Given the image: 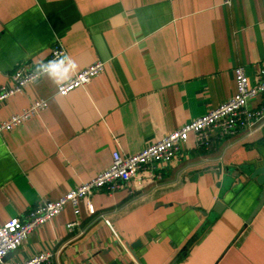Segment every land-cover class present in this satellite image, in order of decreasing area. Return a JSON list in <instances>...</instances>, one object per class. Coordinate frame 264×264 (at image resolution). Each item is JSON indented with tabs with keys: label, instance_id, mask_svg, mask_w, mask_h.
<instances>
[{
	"label": "crops",
	"instance_id": "1",
	"mask_svg": "<svg viewBox=\"0 0 264 264\" xmlns=\"http://www.w3.org/2000/svg\"><path fill=\"white\" fill-rule=\"evenodd\" d=\"M55 42L76 67L66 60L0 104L2 123L47 102L0 135V225L90 181L114 152L138 154L227 102L235 68L254 85L264 0H0V88ZM96 62L104 69L85 87L57 93ZM210 135L208 147L189 135L155 176L94 194L93 214L85 201L77 212L68 204L4 264L47 252L51 264H264V204L247 223L261 193L249 174L264 162V122Z\"/></svg>",
	"mask_w": 264,
	"mask_h": 264
},
{
	"label": "built area",
	"instance_id": "2",
	"mask_svg": "<svg viewBox=\"0 0 264 264\" xmlns=\"http://www.w3.org/2000/svg\"><path fill=\"white\" fill-rule=\"evenodd\" d=\"M233 0H223V5L230 7ZM66 54L55 42L47 59L37 65H22L10 76V84L0 88V104L14 94L21 93L23 88L32 82L37 81L50 69H42L40 65H47L49 61H56L58 65ZM66 60H63L65 62ZM104 69V63L96 62L90 67L74 74L67 82L57 86V93L61 96L67 95L70 91L85 87L92 78L97 76ZM236 92L234 96L224 104L220 105L207 114L192 120L174 132L165 136L156 143L149 144L138 154L124 156L119 152L112 154V162L109 168L97 174L90 181L77 186L67 192L62 198L55 201L42 200L30 210L23 218H13L0 225V264L12 252H15L26 238L37 228L51 221L59 215L62 210L70 204L77 212L80 201L88 204L90 214L93 209L90 206L91 197L98 192L114 193L125 187L140 173L148 172L155 176L161 166L169 164L179 152L181 145L187 141L189 135H193L198 145L208 147L211 140V132H217L222 137L233 134L238 129H252L264 122V68L260 70L257 81L249 85L247 76L242 67L233 71ZM63 85V87H61ZM261 97V104L255 109L248 108V102ZM47 102L39 100L32 102L29 107L0 123V135L10 132L21 126L30 117L38 114L46 108ZM77 223L68 224L70 232ZM53 254L41 253L23 262L11 264H51Z\"/></svg>",
	"mask_w": 264,
	"mask_h": 264
},
{
	"label": "water",
	"instance_id": "3",
	"mask_svg": "<svg viewBox=\"0 0 264 264\" xmlns=\"http://www.w3.org/2000/svg\"><path fill=\"white\" fill-rule=\"evenodd\" d=\"M249 176L252 178V179H255L256 182L261 186V193H260V196H259V200H258V204L256 206V208L254 209L253 213L251 214L249 220L247 221V223H249L253 217L257 214V212L260 210V208L262 207V205L264 204V162L262 164L261 167L255 169L254 171L251 172V174H249ZM220 202L216 203L215 207H214V212L216 214H219L221 211H220ZM136 244H133L131 247L129 246L127 248V250L129 252H132V250L135 248Z\"/></svg>",
	"mask_w": 264,
	"mask_h": 264
},
{
	"label": "clouds",
	"instance_id": "4",
	"mask_svg": "<svg viewBox=\"0 0 264 264\" xmlns=\"http://www.w3.org/2000/svg\"><path fill=\"white\" fill-rule=\"evenodd\" d=\"M63 60L68 61L69 67H73V68L76 67V65L71 61V59L69 57L65 56V57H63ZM63 60H61L60 63H63ZM57 66H59V65L57 64L56 61H49V63L47 65H43V64L40 65V68L47 70V69L54 68ZM57 83L59 84L60 82L57 81ZM61 87H63V85H61Z\"/></svg>",
	"mask_w": 264,
	"mask_h": 264
}]
</instances>
